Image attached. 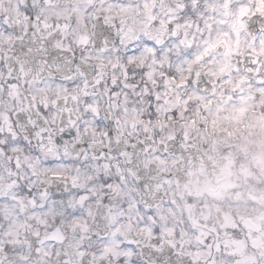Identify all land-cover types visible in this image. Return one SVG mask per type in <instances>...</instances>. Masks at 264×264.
I'll return each instance as SVG.
<instances>
[{
  "label": "snow or ice",
  "instance_id": "6c2138e0",
  "mask_svg": "<svg viewBox=\"0 0 264 264\" xmlns=\"http://www.w3.org/2000/svg\"><path fill=\"white\" fill-rule=\"evenodd\" d=\"M250 111L264 0H0V264H264V218L176 195Z\"/></svg>",
  "mask_w": 264,
  "mask_h": 264
},
{
  "label": "rangeland",
  "instance_id": "374dc122",
  "mask_svg": "<svg viewBox=\"0 0 264 264\" xmlns=\"http://www.w3.org/2000/svg\"><path fill=\"white\" fill-rule=\"evenodd\" d=\"M195 145L211 156L227 151L240 166V191L237 196L235 190L228 192L232 200L228 199L227 207L232 215L241 214L255 220L264 218V117L259 111H250L244 123L218 122L215 136L210 129L206 139ZM216 192L211 196H216Z\"/></svg>",
  "mask_w": 264,
  "mask_h": 264
},
{
  "label": "flooded vegetation",
  "instance_id": "af4514ba",
  "mask_svg": "<svg viewBox=\"0 0 264 264\" xmlns=\"http://www.w3.org/2000/svg\"><path fill=\"white\" fill-rule=\"evenodd\" d=\"M183 168H187V170H188L187 176L182 178V182L180 183V185L177 188L176 195L185 201H187L189 199L192 200V205L190 207V211H192V212H196L200 201L205 200L206 201L205 211L210 216L208 209H207L208 208L207 205L210 204V202L207 201V199L210 197V193L207 191H204L203 193H201L200 196H198V194L196 195V192L199 191V193H200L202 186H206L207 183H210L214 179L213 178L214 173L219 171L220 168L214 167V168L207 169V173H209V177L202 176L200 174V172L197 170H192L194 168L182 166V169ZM234 183H235V187L233 189H235L238 186V181L235 180ZM233 189H231V190H233ZM222 192H223V194H225L228 192V190L227 189L226 190L220 189L219 195L216 197V199L218 201L221 199H224L223 197L221 198V196H223L221 194Z\"/></svg>",
  "mask_w": 264,
  "mask_h": 264
},
{
  "label": "water",
  "instance_id": "95a60500",
  "mask_svg": "<svg viewBox=\"0 0 264 264\" xmlns=\"http://www.w3.org/2000/svg\"><path fill=\"white\" fill-rule=\"evenodd\" d=\"M195 154H197L198 157H200V158L203 159V157L201 156L202 153H201L199 150L194 149V148H193V150H192V153H191V155H190V158L192 159V158H193L192 156H194ZM196 158H197V157H196ZM239 220H240V219H239Z\"/></svg>",
  "mask_w": 264,
  "mask_h": 264
}]
</instances>
